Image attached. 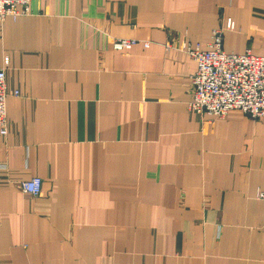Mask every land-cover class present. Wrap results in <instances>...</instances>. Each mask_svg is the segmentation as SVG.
I'll use <instances>...</instances> for the list:
<instances>
[{"label":"crops","instance_id":"0c3cea01","mask_svg":"<svg viewBox=\"0 0 264 264\" xmlns=\"http://www.w3.org/2000/svg\"><path fill=\"white\" fill-rule=\"evenodd\" d=\"M227 18L222 49L263 55L264 0H31L0 22V264H264V116L187 109L180 46Z\"/></svg>","mask_w":264,"mask_h":264},{"label":"built area","instance_id":"2783aa9c","mask_svg":"<svg viewBox=\"0 0 264 264\" xmlns=\"http://www.w3.org/2000/svg\"><path fill=\"white\" fill-rule=\"evenodd\" d=\"M31 0H0V22L7 16H17L30 12ZM234 22L227 18L225 24L212 29L208 48L199 46H180L194 61L195 70L190 75L191 98L187 104L189 112L207 114L212 117H224L230 111L259 119L264 116V54L257 55L250 50L241 54L225 52L222 49L224 30H232ZM111 46L115 50L127 52L135 43L134 39L112 38ZM147 45V42H144ZM9 57L2 59L0 66V135L5 136L8 128V116L5 101L8 95L5 71ZM17 96L19 92H12ZM18 188L26 195L36 197L41 191V178L32 176L20 180ZM258 198L264 203V190L258 192Z\"/></svg>","mask_w":264,"mask_h":264}]
</instances>
